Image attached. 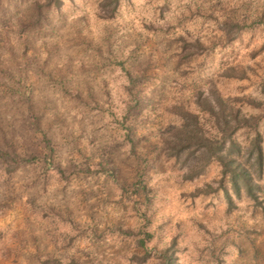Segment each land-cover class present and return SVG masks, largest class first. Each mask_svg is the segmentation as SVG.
<instances>
[{
	"label": "rangeland",
	"instance_id": "rangeland-1",
	"mask_svg": "<svg viewBox=\"0 0 264 264\" xmlns=\"http://www.w3.org/2000/svg\"><path fill=\"white\" fill-rule=\"evenodd\" d=\"M43 3L0 0V264H264V208L163 147L214 88L264 139V0Z\"/></svg>",
	"mask_w": 264,
	"mask_h": 264
},
{
	"label": "trees",
	"instance_id": "trees-1",
	"mask_svg": "<svg viewBox=\"0 0 264 264\" xmlns=\"http://www.w3.org/2000/svg\"><path fill=\"white\" fill-rule=\"evenodd\" d=\"M63 4L64 0H44L40 6L50 9L60 8ZM120 4L121 0H105L109 17H113ZM196 103V111L183 104L181 121L168 130L163 147L169 155L182 161L189 179L198 177L208 165L217 163L221 168L220 189L230 206L234 204V196L240 198L246 194L264 208L259 195L264 189L261 183L264 176L261 117L244 113L240 106L224 99L216 88L211 93L200 92ZM203 112L208 114V124L201 116ZM0 152L4 163H8L11 155L1 149ZM144 233L146 236L137 239V243L145 249L146 260L151 254L147 243L154 234ZM175 246L176 241L159 251L160 264H175Z\"/></svg>",
	"mask_w": 264,
	"mask_h": 264
}]
</instances>
